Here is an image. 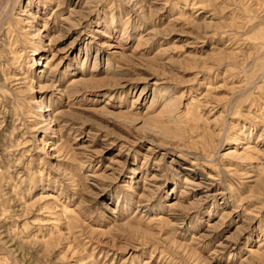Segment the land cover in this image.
Segmentation results:
<instances>
[{"label":"rangeland","instance_id":"rangeland-1","mask_svg":"<svg viewBox=\"0 0 264 264\" xmlns=\"http://www.w3.org/2000/svg\"><path fill=\"white\" fill-rule=\"evenodd\" d=\"M0 264H264V0H0Z\"/></svg>","mask_w":264,"mask_h":264},{"label":"bare ground","instance_id":"bare-ground-1","mask_svg":"<svg viewBox=\"0 0 264 264\" xmlns=\"http://www.w3.org/2000/svg\"><path fill=\"white\" fill-rule=\"evenodd\" d=\"M229 153H233V152H229ZM173 203V202H172ZM176 203L172 204L170 207L172 208Z\"/></svg>","mask_w":264,"mask_h":264}]
</instances>
